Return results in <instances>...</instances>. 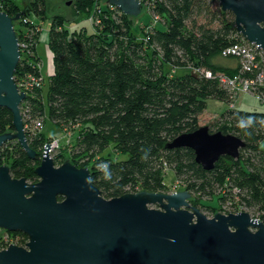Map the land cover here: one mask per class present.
<instances>
[{
  "label": "trees",
  "instance_id": "1",
  "mask_svg": "<svg viewBox=\"0 0 264 264\" xmlns=\"http://www.w3.org/2000/svg\"><path fill=\"white\" fill-rule=\"evenodd\" d=\"M30 3L42 14L43 0ZM78 3V12L101 26L83 33L69 29L63 18H54L47 44L55 70L46 91L37 44L30 30L22 28L27 20L39 32L35 26L42 27V23L34 12H23L17 0H0V11L12 17L21 14L15 29L20 44L26 43L30 52L21 51L15 73L18 87L27 94L21 106L24 119L37 123L48 117L58 127L73 128L78 134L70 161L78 168L91 169L92 182L106 199L141 191L170 193L165 183V171L170 169L182 189L192 194L193 206L209 211L211 206L202 201L212 198L234 209L229 213L256 210L264 222V113L237 109L234 93L217 78H232L241 71L239 58L222 55L226 48L245 42L235 16L223 12L219 0H149V15L156 25L138 41L133 17L114 6L109 10L111 6L106 5L101 11L95 0ZM203 15L204 23L200 21ZM232 61L237 68L223 65ZM167 67L185 72L169 75ZM260 94L264 104V88ZM210 99L228 106L209 125L210 132L235 135L247 147L239 160L224 157L206 171L196 162L193 150L167 146L201 127ZM14 130L13 114L0 107V135ZM27 138L36 157L30 159L17 141L8 142L0 150V167L4 160L13 178L37 183L35 171L47 138ZM111 145L125 159L105 157ZM3 233L0 251L11 244L25 247L28 242L21 232Z\"/></svg>",
  "mask_w": 264,
  "mask_h": 264
},
{
  "label": "water",
  "instance_id": "2",
  "mask_svg": "<svg viewBox=\"0 0 264 264\" xmlns=\"http://www.w3.org/2000/svg\"><path fill=\"white\" fill-rule=\"evenodd\" d=\"M235 16L238 32L264 52V0H219ZM137 18L141 0H109ZM12 17L0 11V107L13 114L14 132L0 135V150L17 141L30 159L21 106L27 94L15 81L21 61L20 40ZM247 144L201 126L167 148H188L206 171L224 157L239 160ZM53 145L44 146L37 183L15 179L0 167V231L21 232L25 247L0 251V264H264V222L248 212L216 213L208 218L191 204L188 191L128 193L106 199L92 182L88 167L70 160L56 166Z\"/></svg>",
  "mask_w": 264,
  "mask_h": 264
},
{
  "label": "rangeland",
  "instance_id": "3",
  "mask_svg": "<svg viewBox=\"0 0 264 264\" xmlns=\"http://www.w3.org/2000/svg\"><path fill=\"white\" fill-rule=\"evenodd\" d=\"M16 1V0H15ZM31 0H17L18 4H20L23 12L26 13H32L34 12L37 16V19L42 23L41 32L36 31L34 27H31V25L28 23H23L22 28L25 27L31 32V38H33V42L37 44V58L39 57L42 61L38 63V67L40 68L42 65V74L45 80V86L47 91V86L49 82L50 76L54 73V61H53V54L50 51L48 47V37H49V30L51 25L53 24V20L56 17H61L64 19L65 24L69 29L82 31L83 33L88 31V33L94 32V27L97 28L96 22H91L89 19L88 14H84L83 11L78 12L79 10V3L78 0H43L44 1V7L42 10V14H40L39 10H34L30 5ZM109 0H95V2L101 6V11L106 9V5H108L110 8L109 10H114L113 6L108 3ZM149 0H145L143 2V11L141 15L137 18H130L135 26L134 33L138 39V41H141L143 38V35H145L147 29L152 25L155 24V21L152 20L151 16L149 15ZM116 8V7H115ZM100 10V7L98 8V11ZM114 12V11H113ZM100 14V13H99ZM98 14V15H99ZM35 16L34 14H32ZM35 16V17H36ZM34 18V17H33ZM99 20V19H97ZM205 15L200 17V21L204 23L205 21ZM212 20V18L209 17L208 22ZM100 21V20H99ZM151 23V24H150ZM32 24V23H31ZM149 24V25H148ZM214 26H218V22H215L213 24ZM36 28V27H35ZM64 29V27H63ZM32 40V39H31ZM31 40L29 42H31ZM223 65L230 66L232 69L237 68V62H225ZM167 72L169 75H183L185 70H180L177 68H171L167 67ZM199 72V70H196V73ZM235 105L237 109L244 110V111H250V112H262L264 113V104L260 102L258 98H256L253 95L250 94H240L239 96L235 97ZM226 109H228V106L226 104L219 103L218 101L214 99L208 100L207 109L202 114L201 117V126H209L214 120H216ZM22 113V108H21ZM24 119V117H23ZM40 121V120H39ZM25 122V130L27 136H41L44 135L47 138L46 143H50L53 145L55 141L58 143V147H54L51 151V157L56 162V166L62 165L65 161L70 160L71 151L73 149V143L75 140V136L78 134L77 132H74L73 128L70 129L69 127H62L57 126L54 123H52L48 117L44 118V127L39 130L36 128V122L29 123L26 119H24ZM27 122V123H26ZM103 155L105 157H110L114 160H122L125 159L123 155L111 145L109 149H107ZM5 161L3 160V165ZM7 164V163H6ZM2 165V166H3ZM165 183L166 186L169 188L170 193L172 192H178L183 191L185 189H182V185L178 183L175 177V173L173 170L167 169L165 171ZM203 203H206L207 205L211 206L207 210H205L204 206H200L199 208L203 214H205L208 218H213L216 213H222L227 214L229 211L234 210L231 208H228L226 205H221L220 203H216L215 200L212 198L210 199H203ZM242 210V208H241ZM240 210V211H241ZM239 211V212H240ZM245 212H248L253 218H257L259 216V213L256 210L248 209L244 210ZM258 219V218H257ZM4 231H0V242H2L4 239L3 236L5 234Z\"/></svg>",
  "mask_w": 264,
  "mask_h": 264
},
{
  "label": "built area",
  "instance_id": "4",
  "mask_svg": "<svg viewBox=\"0 0 264 264\" xmlns=\"http://www.w3.org/2000/svg\"><path fill=\"white\" fill-rule=\"evenodd\" d=\"M25 22H27V20H25ZM32 24L36 25L34 21H32ZM35 27H37V29L41 32V27ZM20 51H24L26 53L28 52V54H30L26 43L20 44ZM261 51L262 50H260L257 45L245 40L244 43L230 46L222 52V55L225 57L234 56L240 59L241 71L238 75L232 78L223 75H219L217 77L225 87L229 88L230 91L234 93L235 97L239 96L240 94H250L258 99L262 98L260 89L264 88V59L260 57L259 52ZM40 68L42 70V65ZM206 75L209 78L212 77L211 73H206ZM32 81L35 82L38 86L41 85L39 81H36L34 79H32ZM233 106L234 105H232V107ZM43 127V121H38L36 123L37 129L41 130ZM54 147H58L57 141L53 143V148Z\"/></svg>",
  "mask_w": 264,
  "mask_h": 264
},
{
  "label": "clouds",
  "instance_id": "5",
  "mask_svg": "<svg viewBox=\"0 0 264 264\" xmlns=\"http://www.w3.org/2000/svg\"><path fill=\"white\" fill-rule=\"evenodd\" d=\"M7 249V248H6Z\"/></svg>",
  "mask_w": 264,
  "mask_h": 264
}]
</instances>
